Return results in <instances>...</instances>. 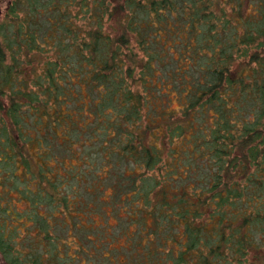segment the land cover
<instances>
[{"label": "trees", "instance_id": "1", "mask_svg": "<svg viewBox=\"0 0 264 264\" xmlns=\"http://www.w3.org/2000/svg\"><path fill=\"white\" fill-rule=\"evenodd\" d=\"M0 264H264V0L0 6Z\"/></svg>", "mask_w": 264, "mask_h": 264}, {"label": "rangeland", "instance_id": "2", "mask_svg": "<svg viewBox=\"0 0 264 264\" xmlns=\"http://www.w3.org/2000/svg\"><path fill=\"white\" fill-rule=\"evenodd\" d=\"M8 0H0V6L3 8Z\"/></svg>", "mask_w": 264, "mask_h": 264}]
</instances>
